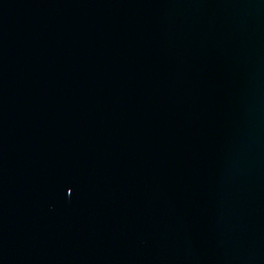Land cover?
Masks as SVG:
<instances>
[{
	"label": "water",
	"instance_id": "95a60500",
	"mask_svg": "<svg viewBox=\"0 0 264 264\" xmlns=\"http://www.w3.org/2000/svg\"><path fill=\"white\" fill-rule=\"evenodd\" d=\"M0 264H264V0H0Z\"/></svg>",
	"mask_w": 264,
	"mask_h": 264
}]
</instances>
